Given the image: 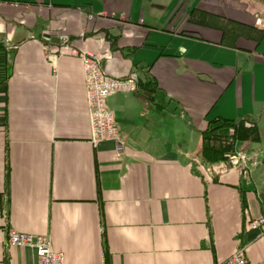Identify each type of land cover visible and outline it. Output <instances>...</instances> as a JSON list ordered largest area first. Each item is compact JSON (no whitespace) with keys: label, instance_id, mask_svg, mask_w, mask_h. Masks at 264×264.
<instances>
[{"label":"crops","instance_id":"1","mask_svg":"<svg viewBox=\"0 0 264 264\" xmlns=\"http://www.w3.org/2000/svg\"><path fill=\"white\" fill-rule=\"evenodd\" d=\"M194 8L211 24L189 21ZM61 33L106 75L154 87L106 98L121 155L90 140L81 60ZM0 48V264L38 261L9 229L49 235L67 264H215L239 250L264 264V234L244 227L264 205V2L0 0ZM215 117L255 120L259 139L234 145L258 159L249 171L193 167Z\"/></svg>","mask_w":264,"mask_h":264},{"label":"built area","instance_id":"2","mask_svg":"<svg viewBox=\"0 0 264 264\" xmlns=\"http://www.w3.org/2000/svg\"><path fill=\"white\" fill-rule=\"evenodd\" d=\"M68 35H58L59 49L66 48L70 55L78 56L81 60L88 121L90 127V140L93 145L104 139H111L116 143V153L121 155L123 143L117 126L114 111L108 106L106 98L114 92L137 91L139 87V75L133 71L126 76L113 77L106 75L101 67V57L95 52L76 50L68 47ZM197 163V168L203 169L208 174L225 171L229 167H235L244 173L250 170V166L258 164V159L250 157L244 152L234 151L225 160L212 163ZM246 229H257L264 234V205L262 213L255 218H246ZM6 243L13 245H25L34 248L38 261L37 264H67L61 251L52 249L51 238L47 234H30L9 229L6 235ZM104 264V262L96 263ZM215 264H246V260L240 255V250Z\"/></svg>","mask_w":264,"mask_h":264},{"label":"trees","instance_id":"3","mask_svg":"<svg viewBox=\"0 0 264 264\" xmlns=\"http://www.w3.org/2000/svg\"><path fill=\"white\" fill-rule=\"evenodd\" d=\"M259 1L264 2V0ZM188 20L211 24L209 15H207L204 10L198 8H194L190 11ZM213 25L223 29V24L221 23H213ZM262 34L261 32V36ZM2 50H4V48ZM0 67V74L3 76V79L8 77L9 72H7L8 68L5 51L0 52ZM148 86L149 83L147 81L143 82L141 78H139L140 88L148 91L154 89V87L150 88ZM258 139L259 131L254 119L242 118L235 121L232 119L215 117L207 121L205 128L200 131V162L205 164L225 160L234 153L236 141H257ZM192 165L194 168H197V163L193 162Z\"/></svg>","mask_w":264,"mask_h":264},{"label":"rangeland","instance_id":"4","mask_svg":"<svg viewBox=\"0 0 264 264\" xmlns=\"http://www.w3.org/2000/svg\"><path fill=\"white\" fill-rule=\"evenodd\" d=\"M177 136H178L177 138H182V139L186 138L187 140H191L190 137H188V136L183 137V136H185V135L177 134ZM173 138H174V137H173ZM173 138H172V139H173Z\"/></svg>","mask_w":264,"mask_h":264},{"label":"water","instance_id":"5","mask_svg":"<svg viewBox=\"0 0 264 264\" xmlns=\"http://www.w3.org/2000/svg\"><path fill=\"white\" fill-rule=\"evenodd\" d=\"M101 67H102V63H101ZM147 94H148V92H147Z\"/></svg>","mask_w":264,"mask_h":264}]
</instances>
